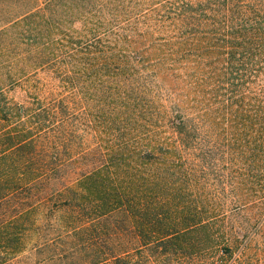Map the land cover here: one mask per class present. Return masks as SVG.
Segmentation results:
<instances>
[{"label": "trees", "instance_id": "1", "mask_svg": "<svg viewBox=\"0 0 264 264\" xmlns=\"http://www.w3.org/2000/svg\"><path fill=\"white\" fill-rule=\"evenodd\" d=\"M263 223L264 0H0V264H264Z\"/></svg>", "mask_w": 264, "mask_h": 264}, {"label": "rangeland", "instance_id": "2", "mask_svg": "<svg viewBox=\"0 0 264 264\" xmlns=\"http://www.w3.org/2000/svg\"><path fill=\"white\" fill-rule=\"evenodd\" d=\"M35 81L36 83L42 82L44 78H46V75H36ZM9 95L13 97L16 100H21V96L23 95L22 88L16 87L15 90H10ZM79 108V106H78ZM77 140L79 143H83L85 146L86 139L88 137V129L87 126L83 123L78 124V130H77ZM83 145L78 146L79 150H81V147ZM258 230V229H257ZM252 241L251 244H254L256 247H263L264 246V223L262 227L253 235H251ZM63 261H66L64 257H58V256H50V255H33L29 250L23 252L18 257L12 259L11 261L5 263V264H62Z\"/></svg>", "mask_w": 264, "mask_h": 264}]
</instances>
